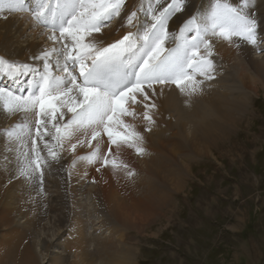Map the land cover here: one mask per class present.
<instances>
[{"label": "snow or ice", "instance_id": "obj_1", "mask_svg": "<svg viewBox=\"0 0 264 264\" xmlns=\"http://www.w3.org/2000/svg\"><path fill=\"white\" fill-rule=\"evenodd\" d=\"M147 0L145 5L130 11L126 23L135 31L107 45L97 42L114 18L121 16L125 0H0V11L29 12L34 24L47 31L42 33L51 41L31 57L42 62V68L29 81L27 94H19L0 86V107L3 111L22 113V121L5 129L7 141L14 145L18 175L43 182V166L48 160L41 155L40 142L52 161L59 159L65 142L75 139L70 150L87 146L90 151L73 160L100 162L113 172H134L121 158V148L143 154L144 136L137 130L135 105L144 108L142 118L146 131L155 123L153 111L157 105L156 86L174 85L187 97L185 103L201 91L204 79H213V43L209 36L231 43L234 38L257 45L258 24L246 11L252 0H215L210 10L191 15L178 32L170 33L168 22L184 10V0ZM138 13L144 15L141 20ZM169 39L174 46L166 47ZM239 46V45H237ZM27 62L0 56V74L16 80L32 72ZM35 117L28 120V114ZM70 114V115H69ZM67 117V118H66ZM130 118V119H129ZM107 144L102 149V140ZM7 159V158H5ZM99 171V169H97Z\"/></svg>", "mask_w": 264, "mask_h": 264}, {"label": "rangeland", "instance_id": "obj_2", "mask_svg": "<svg viewBox=\"0 0 264 264\" xmlns=\"http://www.w3.org/2000/svg\"><path fill=\"white\" fill-rule=\"evenodd\" d=\"M137 1L138 0H133L130 7L138 8L141 0ZM27 2L31 4V0H27ZM143 2L145 5L147 4V0H143ZM214 2L215 0H191L189 8L193 10L192 15H199L210 10V6ZM228 2L237 5L239 0H228ZM167 3H171V0H165L163 6H166ZM246 11L250 12L257 20V45H251L238 38H234L233 41L229 43L218 37H215V39L211 36L208 37L215 47V50L213 48L214 55L212 57L214 62V71L212 75L215 78L207 80V82L216 80L215 82L218 86L216 84L215 86L223 92L232 91L245 93V91H247L246 94H249L250 97L246 105L247 107L244 105L243 108H241L243 110L242 113H239V118L242 117V119L234 122L232 128L226 131V137L223 139L219 137L217 139V141H220L218 144L219 149H214L210 144H208V146H201V148L206 147L207 153L205 155L196 154L193 156V160L189 164V172L185 173V170L182 171V178L176 183L168 180L169 182L163 190L167 192L169 197L166 202L167 205H164L162 209L159 210V214L155 216L148 225H145L143 227L144 229L141 228L138 230L122 227L125 222L119 219L117 220V216L119 212L124 214V211L120 209L119 206L109 208V203L105 199H100V201L98 200L99 202H96L97 200L91 196V190L87 189V185H85L87 187L79 194L80 197L84 195L83 201L79 202L78 196H74V189L71 192L72 187L67 186H70L72 182L69 181V176L70 179H72V172L77 168L81 169L85 162L88 163L87 161L77 160L75 165H73L72 160L68 171L70 174L67 175L68 183L65 185L57 181V179H59L58 175L51 176L49 174L53 179L51 182H49L46 176L44 180L46 183L42 182V186L38 179H31V181L25 177H20L18 175L19 164L16 160V153L8 150L9 148H14V145L7 141V137L4 133L5 129L14 126L15 121L11 123L10 117H15V113L0 119V135L3 136V138L0 136L1 139H3V143L0 141V174L1 171L3 172L5 168L9 167L11 170L6 173L5 179L8 180V182L14 181L15 189L20 186L19 189H17V193H15L13 190L14 188H11L9 183H5L1 192L11 194V196L15 198V201L13 202L12 211L8 206L4 208L2 203H0V208L13 212V220L11 222L12 229L24 228L29 220L36 223L34 234L33 236L31 235L30 239L33 241V244L35 243L36 245L37 256H40L42 251V253L45 254L44 261H46V263H42L41 260L39 264H61L60 260L53 255V252L49 251L48 253L47 251V253H45L43 251V238L45 236H53L58 231L53 223L54 217L57 216L56 213L62 212L68 215L70 211L76 213V218L79 213L83 214L82 219L85 220L91 233L96 227L97 221L101 220L103 215L105 218H113L114 225L118 222V227L112 228L115 229L114 236L119 237V235L122 234L123 238H125L126 234L129 233L128 235H130L131 238L126 240L134 246L133 264H264V70H259V67L255 65L258 61L264 62V0H252V6L246 9ZM188 18H190V16ZM188 18L183 20L181 26ZM115 19L116 18L105 27H108V25L110 27ZM28 32H30V30H28ZM41 42L46 46L47 39L44 41L41 40ZM223 43L225 46L228 44L226 47H231L229 49L232 55L230 64L226 68L223 60L219 58V54L222 50L216 48V45L219 47V45ZM220 57L222 58V56ZM39 63L41 62H30L34 69V72H30L31 75L37 73V71L42 68V65ZM238 68L241 71L243 70V77L246 74L249 78L259 79L261 83L256 82L255 84L250 80V84L255 87V90L248 88L246 83V78L248 79V77H246L244 81L239 80L240 78H238L237 75L239 72L236 70ZM226 74L233 78V80H229L227 85L224 86L221 85V82L218 81L217 78H222ZM28 80L29 79H27V81ZM16 81L17 79L14 81L3 75L0 76V86H6L19 94L20 88H14L17 85ZM18 86H23L22 90L24 94H27L26 81L24 84H18ZM238 87L240 88L238 89ZM155 103L157 105L155 109L156 112H163L165 120L168 119L169 113L173 114V117L178 119V115L175 114L176 111L174 110L173 103L165 96ZM135 107L136 111L144 112L140 110L143 109L142 105ZM218 107L220 108L219 105H217L216 108L214 106H209V108L206 109L209 118L218 119ZM137 113L141 114L140 112ZM7 114L8 113L4 112L2 107H0V117L1 115L6 116ZM139 120L140 118L131 120L133 121L132 123H135L137 126L138 131H140ZM220 120L223 121L222 117ZM157 121L162 123L159 117ZM196 122L197 121L194 120L192 124ZM212 126L216 130L213 122L211 124V127ZM172 130L170 134L177 129L173 127ZM159 134L165 141L170 136L168 131L166 132L164 130H161ZM216 135L221 136L220 132L216 133ZM176 136L184 140L180 131L176 133ZM189 136H191V134H189ZM196 138L198 137L193 135V140ZM186 141L188 142L182 146L181 150L188 153L191 152V145H189L191 141L190 137H188ZM210 147L212 152L209 150ZM222 148L223 151H221V153L220 150ZM148 152L155 153L152 148L145 149L144 154L141 155L142 158L139 166L143 165V156H146ZM73 154L75 153H72L68 145H65V147L60 150L59 162L53 164V170L57 168L62 170V166L65 167L67 165L64 163L65 160L69 159ZM135 154L137 153L135 152ZM166 162L172 164V167H175L177 163L172 154H167L166 159H164V163ZM95 164H91L90 169ZM142 167L144 171L145 166ZM107 168L112 169L110 166ZM62 171L61 179L64 181V174ZM64 171L66 173V168H64ZM10 172L12 175L9 174ZM140 174L142 178L147 179L145 184L146 189H150L153 186L156 189L159 188L160 180L158 178L139 171L134 172V175L129 177L131 184L129 188L133 186L132 181L139 178ZM2 179L1 174L0 180ZM85 180L89 181L88 179ZM29 183H34V185ZM144 189L141 190V188H139L135 191L141 195ZM112 191H116V189L113 188ZM109 195L110 194H108L107 197ZM19 201H21L20 204L23 203L22 205L26 207L22 208L25 209L24 213L14 210L16 208L19 209ZM113 202L114 201H111L112 204ZM14 204L16 206H14ZM62 207L67 208L62 209ZM3 210H0V214ZM1 219L3 220V218L0 217V241L2 242L3 233L8 230V227ZM68 225L71 226L70 221ZM109 230L110 229L106 228L100 229L98 231L99 239L97 240H100L102 236H109ZM69 231L68 226H64L59 232L61 239L53 237L48 241L52 243L53 239H55V242L60 243L59 247L64 249V243L69 240L66 237ZM4 248L7 247L4 246ZM73 259V256L69 254L68 261L70 262ZM98 259L97 256H94L95 264H100V262L97 261Z\"/></svg>", "mask_w": 264, "mask_h": 264}, {"label": "bare ground", "instance_id": "obj_3", "mask_svg": "<svg viewBox=\"0 0 264 264\" xmlns=\"http://www.w3.org/2000/svg\"><path fill=\"white\" fill-rule=\"evenodd\" d=\"M132 1L133 0H125V7L121 11V16L116 17L115 21L112 22L110 27L108 25V27L102 28L101 33L96 34L98 43L107 45L108 43H112L115 40L121 38L128 31H135L134 27H129L126 25V23L124 24L123 27H121V24L125 20L126 15L130 11L137 9V7L136 8L130 7ZM190 2L191 0H185L184 10L175 13L170 18L168 22V30L170 33L178 32L183 20H185L186 18H188L193 14V10L189 8ZM14 12L15 11H9L7 8H5L3 11H0V56H3L13 61H20L27 63L38 62V61H33L31 57L35 54H38L43 48L51 46V41L47 39L46 35L42 34L45 33L47 30L40 25L34 24L33 20L30 18L29 12H20V11H17L15 13ZM138 15L141 20L145 18L142 13H138ZM28 30H30V32H28ZM212 38L215 39V37ZM45 39H47L48 41L46 46L43 45L41 42V40L44 41ZM173 46H174V41L172 39H169L166 47L170 48ZM226 46H228V44ZM226 46L224 43L220 44L219 47H217L216 45V48L218 50H222V52L219 54V58L220 60L221 59L223 60L225 64V68L228 67V65L230 64V60L232 56L230 54L231 50L229 49L231 47L230 46L226 47ZM213 48L215 50L214 46ZM220 56H222V58ZM40 65H42V62ZM255 65L259 67V70H264V62L258 61L255 63ZM236 70L237 72H239L237 75L238 78H240L239 79L240 81H244L245 78L248 77L246 76V74L243 77V73H244L243 70L241 71L239 68ZM33 74L31 75L29 72L28 74H23L19 76L20 78L19 77L17 78L16 81L17 85L16 86L14 85L15 86L14 88L16 89L20 88L19 92H21L23 86L19 87L18 84H24L25 81L29 79L27 81V86H28L29 81H31L37 75V73H33ZM227 74L224 75V77L222 78L219 79L217 78V80L221 82V85L226 86L229 80H233V78L229 77ZM1 75L3 74H0V76ZM198 79L203 80V83L201 85V91L197 95L193 96L189 103H185L187 97L182 95L174 85L165 86L163 88L162 95L160 94V86L159 85L156 86L157 95L153 97L154 101L157 102L163 96H165L168 100H170V102L173 103L174 110L176 111L175 114L178 115V119L173 117V114L169 113L168 119L165 120L163 112H156V110H154L152 115L155 120V123L151 125L150 131H146L145 130L146 122L143 120L142 115L137 116V118H140V120L138 121L140 127L139 130L144 136V141H143L144 149L152 148L155 151V153L148 152L146 156H143L144 158L142 160L143 165L139 166V163L142 158L141 155H143L144 153L135 154V150H132L130 148H121L120 150L121 158L123 160L125 159L124 161L129 165V168L133 172L139 171L158 178L160 180L159 188L156 189L153 186L150 189H146L145 184L147 179L142 178V175L140 174L139 178L132 181L133 186H131L132 188L130 187L131 188L130 189L129 188V185H131L129 181L130 176H128L125 171L121 170L114 173L112 169H108L107 167H102L100 162H97L90 169L91 164L85 162L84 166H82L81 169L78 168L75 169V167L73 166L75 169L72 172L71 183L73 184L70 183L69 186L72 187L71 192L74 189L73 191L74 196L76 197L78 196L79 202L83 201L84 198L83 197L84 195L82 196V194H81L82 197L79 196L80 192H82V190L88 186L87 189L91 190L92 192L91 196L97 200L96 202H99L100 199H105L109 203V208H114L116 206H119L120 209L124 211V214H121L119 212V215L117 216V220L119 219L125 222L124 225L122 226L121 224V226L127 229L140 230L145 225H148L149 222H151V220L159 214L160 212L159 210H161L164 205L165 206L167 205L166 202L169 199L167 192L163 191L164 187L169 182L168 180L174 181L173 183H176L182 178L181 177V175L183 174L182 171L185 170V173L189 172V164L192 162L193 156L196 154L205 155L207 153L205 149L206 147L201 148V146L203 145L208 146V144H210V146H213L214 149L215 148L219 149L218 144L220 143V141H217V139L219 137H221L222 139L226 137V131L232 128V125H234L235 121L242 119V117L239 118V113H242L243 110L241 108H243L244 105L245 106L247 105L248 99L250 97L249 94H246L247 91H245V93L232 92V91L223 92L221 91V89L215 86L216 80L207 82V79L199 78V77ZM250 80L253 81L254 84L260 81L257 78L255 79L249 77L248 79L246 78V83L248 85V88L255 90V87L251 86ZM240 87H238V89ZM138 105L141 104H137L135 106ZM217 105L220 106V108L218 107V112H219L217 116L218 119H213L212 117L209 118L206 109H208L209 106L210 107L214 106L216 108ZM140 110L144 111V108ZM136 112H140L141 114L143 113L141 111H136ZM17 115H20L18 119H16L18 116L10 117L11 123L12 121H15L14 125L22 121L23 114L17 113ZM7 116H9V114H7L6 116L1 115L0 119L6 118ZM158 117L161 119L162 123L157 121ZM221 117L223 121L220 120ZM28 120L34 122L35 117L30 113L28 114ZM194 120H196L197 122L195 124H192V122L194 123ZM130 122L133 121L130 120ZM212 122L215 124L216 130L214 129L213 126L211 127ZM173 127L176 128L177 130H175L170 134V132L173 131L172 130ZM161 130H164L166 132L168 131V134H170L169 138L166 141L163 140L159 134L161 133ZM178 131L181 132V135L184 138V140L176 136V133ZM219 132L221 136L216 135V133ZM189 134H191V136H189ZM193 135H196L198 138L193 140ZM1 137L3 138V136ZM1 137H0V141L3 143V139H1ZM188 137H190L191 140L189 142V145H191V152L185 153L181 149L182 146L188 142L186 141ZM106 141L107 138L104 137V139L102 140V149L105 151L106 148L104 146L107 144ZM71 143H75V139L70 141L69 145ZM78 150H81L83 152L85 151V153L90 151V149L85 145V146H78L76 151L72 153H77ZM209 150L210 152H212L211 147L209 148ZM221 151H223V148L220 150V152ZM167 154L169 155L172 154V156L175 157L177 162L175 164V167H172V164L168 162L164 163V159H166ZM76 157L78 156H75V154H73L70 158L68 157L69 159L66 158L67 160H65V163L67 165L66 164L65 165L67 171H69V167L71 166L72 160H74ZM142 166H145L144 171ZM97 169H99V171H97ZM10 170L11 169L7 167L3 172L1 171L3 179L0 180V192L4 188L5 183L6 184L9 183L11 188L15 187V183H13L14 181L8 182V180L5 179L6 173ZM54 170L53 168H50L49 171L47 172L48 174L47 179L49 180V182L53 181L51 176L58 175L59 179H57V181H59L63 185L67 184L68 182L65 179V174L63 175L64 181L61 179V171L63 169L60 170L57 168L55 171ZM68 173L70 174V172ZM9 174H11V172ZM85 179H88L89 181H86ZM88 184H92V185H88ZM31 185H34V183ZM19 187L17 189H19ZM113 188L116 189V191H112ZM139 188H141V190L145 188L141 195H139V193L136 192L137 189ZM17 189L15 188L13 189L15 193H17ZM108 194L110 195L107 197ZM14 201L15 198H13L11 194L2 193V192L0 193V203H2V206L4 208H7L6 206H8L9 209L12 211ZM111 201H114L113 204L111 203ZM20 202L21 201H19V209L16 208L14 210L19 212L21 211L24 213L25 209L22 208H24L25 205H22L23 203L20 204ZM14 206L16 205L14 204ZM66 208L62 207V209H66ZM0 210H3V208H0ZM11 211L3 210L0 214V217L3 218V220L5 221L4 222L1 219L2 222L7 224L8 227V230H6L7 232L4 231L3 233V241L2 242L0 241L1 242L0 264H39V261L41 260L42 263H46V261H44L45 254L42 253L41 251L40 256L39 255L37 256L36 245L35 243L33 244V241H31L30 239L31 235L33 236L34 234L36 223L33 222L32 220H29L27 221L24 228L12 229L11 222L13 220V212ZM56 215L57 216L54 217L53 223L58 231L53 236H45L43 238L44 240L43 251L45 253H47V251L48 253L49 251L53 252V255L60 260L61 264H95L94 256H97L99 258L97 261H99L100 264H133L134 246L128 240H126V239H130L131 237L130 235H128L129 233L126 234L125 238H123L122 234H120L119 237L114 236L115 229L112 228L113 227L117 228L118 222L117 224L114 225L113 218H105V216L103 215L102 219L97 221V225L91 233V230H89V228L87 227L85 220L82 219L83 218L82 213H79L77 218H76V213H74L73 211L68 212V215L65 213L63 214L62 212L60 213L57 212ZM69 221L71 223V226L68 225ZM64 226H68L70 231L69 234L66 236L67 239H69L68 240L69 242L65 241L66 243H64V249H62L61 247H59L60 243L55 242V239H53L52 243L49 242L48 240L53 237L57 239L58 238L61 239V235L59 234V232L61 231V229L64 228ZM103 228L110 229L108 232V234L110 235L102 236L100 237V240H97L99 239L98 231ZM4 246L7 248H4ZM69 254L74 258L70 262L68 261Z\"/></svg>", "mask_w": 264, "mask_h": 264}]
</instances>
